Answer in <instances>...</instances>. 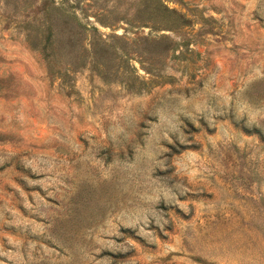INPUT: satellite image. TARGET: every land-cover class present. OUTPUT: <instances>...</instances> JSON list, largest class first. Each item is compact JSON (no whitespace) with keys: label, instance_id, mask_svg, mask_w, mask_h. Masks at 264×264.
<instances>
[{"label":"rangeland","instance_id":"374dc122","mask_svg":"<svg viewBox=\"0 0 264 264\" xmlns=\"http://www.w3.org/2000/svg\"><path fill=\"white\" fill-rule=\"evenodd\" d=\"M0 264H264V0H0Z\"/></svg>","mask_w":264,"mask_h":264}]
</instances>
